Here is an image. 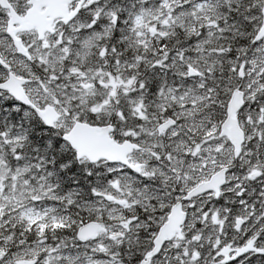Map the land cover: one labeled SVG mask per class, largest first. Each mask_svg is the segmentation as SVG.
<instances>
[{
	"label": "snow or ice",
	"instance_id": "snow-or-ice-1",
	"mask_svg": "<svg viewBox=\"0 0 264 264\" xmlns=\"http://www.w3.org/2000/svg\"><path fill=\"white\" fill-rule=\"evenodd\" d=\"M0 264H264V0H0Z\"/></svg>",
	"mask_w": 264,
	"mask_h": 264
}]
</instances>
